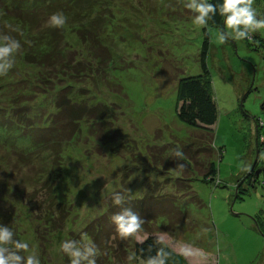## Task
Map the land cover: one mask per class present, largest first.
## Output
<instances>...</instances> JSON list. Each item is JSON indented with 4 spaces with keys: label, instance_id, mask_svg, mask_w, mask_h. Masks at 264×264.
Masks as SVG:
<instances>
[{
    "label": "rangeland",
    "instance_id": "374dc122",
    "mask_svg": "<svg viewBox=\"0 0 264 264\" xmlns=\"http://www.w3.org/2000/svg\"><path fill=\"white\" fill-rule=\"evenodd\" d=\"M258 1L254 7L264 15V0ZM185 3L110 0L93 11L100 19L95 23L97 35L111 51L108 84L99 87V79L85 76L88 89L78 87L76 92L86 100L108 103L103 123L92 129L91 119L80 118L82 128L60 151L59 167H53L48 177L46 162L34 180L36 161L35 166L25 162L15 173L0 168L4 198L0 210L10 212L0 215V225L14 233V240L27 242L40 264H70L60 249L63 237L99 213L104 195L115 189L124 197L123 208L129 205L145 215L153 212L149 204L156 198L176 199L183 212L166 214L161 206L164 215L154 221L158 226L150 222L140 238L154 233L162 244L182 253L188 264H264V44L257 40L264 38V30L252 34L255 46L249 39L218 44L224 18L218 26L202 28L193 22L195 14ZM65 17L69 21L68 14ZM204 30L205 63L216 106L210 133L185 123L175 112L177 79L201 72ZM67 34V54L85 62L90 57L87 46L81 45L75 31ZM57 69H47V76L57 81ZM47 80L43 87L50 85ZM31 86L32 91L40 88ZM12 134L5 142L13 152L19 136ZM177 148L183 152L182 160L174 154ZM208 158L216 167L213 182L199 174ZM251 169L258 170L256 176L248 174ZM49 187H55L56 199L69 209L63 227L55 231L44 225ZM82 238L85 243L87 238ZM110 238L114 245L118 240L129 246L124 250L125 264H146L139 257L128 259L133 238L121 240L118 234Z\"/></svg>",
    "mask_w": 264,
    "mask_h": 264
},
{
    "label": "trees",
    "instance_id": "16d2710c",
    "mask_svg": "<svg viewBox=\"0 0 264 264\" xmlns=\"http://www.w3.org/2000/svg\"><path fill=\"white\" fill-rule=\"evenodd\" d=\"M209 2L219 6L222 0H209ZM257 3L259 4V1ZM107 4H110V0H0V33L13 36L21 44L14 67L7 75L0 76L1 169L10 168L15 173V169L21 168L25 162L35 166L36 161L35 175L31 173V178L34 180L38 176V169H41L42 164L46 162L44 165H48L46 170L48 177L49 172L54 170L53 167L56 165L59 167L60 151H64L67 143H70V140L82 128L80 122L82 117L91 119L89 126H92V129L99 128V123H103L102 119H105L109 111L108 103L103 99L86 100L87 96L81 97V94L76 90L78 87L88 89L84 83L85 76H90L95 81L99 79L101 81L97 85L99 87L108 84L106 70L110 64L107 63V60L110 61L111 51L106 42L97 35L95 23L100 19L98 16L95 19L96 14H93V11H97ZM57 12H62L65 16L68 14L71 23L67 21L63 28L49 27L48 18ZM81 18L85 19L80 20ZM222 18L217 12V15L209 20L208 24L218 26L222 22ZM71 31L77 33L81 45L87 46V53L90 57L85 62H81L74 53L70 56L67 54L70 47L67 46L65 36ZM203 32L204 36L199 52L201 72L181 76L177 79L175 112L177 117L185 123L209 131V126L216 118V106L211 95L209 71L205 63L208 37L205 30ZM254 36L250 43L255 46ZM257 40L259 45L264 44V38L257 37ZM51 67L58 68L54 74L57 81L47 76V69ZM30 68H32V72L28 74L27 69ZM97 73L99 78L96 79ZM38 77L40 78L38 79ZM45 80L48 82L50 80V85L43 87ZM31 85L40 88L38 91H32ZM13 131L19 136V146L15 145L16 151L12 152L8 149L5 140L14 137ZM209 149H211L210 146ZM199 174L202 180L213 182L216 174L214 162L208 158L205 170ZM248 174L254 176V170H249ZM190 179L186 185H190ZM248 180L251 184L253 183L252 178ZM46 181L48 178L43 180V182ZM54 190L55 187L54 189L49 187L51 195L46 197L51 199L43 213L44 225L49 226L53 231L63 227L69 212L64 203L56 199ZM115 193H119L118 189L104 195L102 210L88 219L78 230H70L67 238L63 237L62 240V242L75 240L78 244H83L82 237L87 238L86 241L90 239L99 250L96 264H125V251L127 249L129 251V246L127 248L118 240L116 245L110 242V237L117 234L112 217L126 208H123L125 202L121 205L113 203ZM119 194L121 195V193ZM146 198H143V201ZM175 200L173 197L165 196L161 199L156 198L154 203H148L153 207V212L149 215L139 212L138 209L135 212L134 208L129 205H127V209H131L141 217L144 221L142 228H144L150 222L152 223L164 215L159 211L161 206L163 210L166 209V214L171 215L175 211L182 213L183 210L179 208ZM3 202L4 198L0 197V205ZM145 205L147 202H144L143 207ZM7 213H1L0 210V215L6 216ZM154 223L158 226V222ZM154 223L153 225H155ZM142 239L143 243H138L134 239L129 244L130 252L135 257L148 260L150 257L156 256L158 248L165 247V250L170 253L165 264H188L182 253L162 244L154 233H148Z\"/></svg>",
    "mask_w": 264,
    "mask_h": 264
},
{
    "label": "clouds",
    "instance_id": "9594fccd",
    "mask_svg": "<svg viewBox=\"0 0 264 264\" xmlns=\"http://www.w3.org/2000/svg\"><path fill=\"white\" fill-rule=\"evenodd\" d=\"M255 0H222L219 6L210 3L209 0H186L185 7L194 13L193 22L200 27H206L209 20L217 15L224 18L223 29L218 30L216 42L225 44L231 40L252 39V34L264 30V15H260L254 7ZM67 18L62 12L53 13L47 21L49 27L63 28ZM21 49L20 41L8 34L0 33V76H5L14 67L16 55ZM175 156L183 159V152L177 148ZM182 169L183 164H178ZM124 197L119 193L113 196V203L121 205ZM116 232L121 240L129 238L141 239L142 225L144 221L131 209H123L112 217ZM14 233L5 225H0V264H40L38 255L29 248L27 242L13 239ZM60 249L69 259L70 264H96V257L99 254L97 246L88 239L83 244L75 240H65ZM27 253V255H21ZM170 253L165 247L157 249L155 257H150L146 264H165ZM129 260L135 259L130 254Z\"/></svg>",
    "mask_w": 264,
    "mask_h": 264
},
{
    "label": "water",
    "instance_id": "95a60500",
    "mask_svg": "<svg viewBox=\"0 0 264 264\" xmlns=\"http://www.w3.org/2000/svg\"><path fill=\"white\" fill-rule=\"evenodd\" d=\"M253 163H254V161H253ZM257 172H258V170H255V175H257Z\"/></svg>",
    "mask_w": 264,
    "mask_h": 264
},
{
    "label": "flooded vegetation",
    "instance_id": "af4514ba",
    "mask_svg": "<svg viewBox=\"0 0 264 264\" xmlns=\"http://www.w3.org/2000/svg\"><path fill=\"white\" fill-rule=\"evenodd\" d=\"M254 174H255V171H254Z\"/></svg>",
    "mask_w": 264,
    "mask_h": 264
}]
</instances>
